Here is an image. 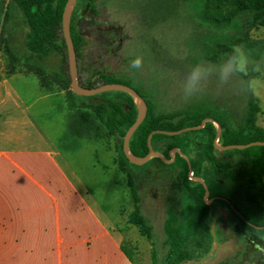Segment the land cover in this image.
<instances>
[{
    "label": "trees",
    "instance_id": "16d2710c",
    "mask_svg": "<svg viewBox=\"0 0 264 264\" xmlns=\"http://www.w3.org/2000/svg\"><path fill=\"white\" fill-rule=\"evenodd\" d=\"M13 1L21 12L23 23L28 27L25 43L29 54L33 56V58L26 57L23 65L37 74L43 85H49L48 73L42 63L51 54L58 53L63 56L67 67L62 68L57 76L63 89H68V86L71 88L68 51L62 25L63 12L68 0ZM80 1L94 2V0ZM171 1L174 4L181 1L189 6L201 26L208 29L195 40L194 64L200 60L218 63L234 45L249 48L252 44L251 32L264 27V0ZM11 7V3L6 4L5 0H0V14L3 15L4 23L9 20ZM71 32L75 39L78 35L75 32L73 16ZM75 48L77 50L78 46L75 45ZM7 52L12 64L21 60L10 45H7ZM105 82L132 87L122 80L110 79ZM134 90L148 104L147 116L130 141L129 149L135 156L145 157L149 153L148 138L153 132L158 130L175 132L198 127L207 118L213 119L222 127V134L218 140L221 146L264 142V129L257 124L259 103L256 98L246 93L243 94L245 104L243 114L237 119L230 107L213 104L190 106L171 112L160 111L151 99L137 89ZM98 97L101 98L99 104L90 103L87 106L93 110L109 133L119 141L120 164L127 172L135 200L139 202V182L149 172V166L152 164L167 173L173 172L180 182L177 195L167 203L164 222L166 236L164 246L167 251L162 257L161 264H183L211 252L215 242L212 222L216 202L225 204L234 218L235 231L248 245L245 255H251L252 259L264 264V146L219 151L215 147L218 128L214 122H206L202 129L186 131L179 135L169 136L159 133L152 135L153 149L163 154L165 158L171 160V152L175 148L190 158L193 175L204 179L210 191L209 199H214L212 205H208L204 198V186L190 179L189 164L181 154L176 153L171 164H165L159 158H153L142 166L131 164L124 154L123 141L127 131L137 119L135 100L124 92H107ZM190 147L198 150L199 161L189 156ZM217 153H221V156ZM204 161L210 164L215 175L214 180L203 177L201 170ZM213 183L240 185L239 195L220 191ZM129 221L139 226L143 236L153 238L148 220L139 208L130 215ZM153 258L156 264L158 260L156 251Z\"/></svg>",
    "mask_w": 264,
    "mask_h": 264
},
{
    "label": "rangeland",
    "instance_id": "374dc122",
    "mask_svg": "<svg viewBox=\"0 0 264 264\" xmlns=\"http://www.w3.org/2000/svg\"><path fill=\"white\" fill-rule=\"evenodd\" d=\"M78 2L79 0L76 4ZM98 2L106 5L112 19L120 21L121 25L125 26L126 34L131 37L124 48L127 60L124 69L129 76L121 77L119 80L128 83L151 99L160 111L171 112L190 106L213 104L230 107L237 119L241 118L245 104L240 84L242 77L239 75L233 76L231 82L222 88L218 86L214 77L210 78L204 89L191 98L184 97L181 92L182 83L190 67L194 65L193 59H196L195 40L208 31L201 26L189 6L181 1L174 4L171 0H98ZM5 3H11L12 7L7 23L3 22V15L0 14V69L4 68L9 73L24 69L30 71L23 65L26 54L29 53L25 43L28 27L23 23L16 3L13 0H5ZM140 14L154 20L160 18V21L153 26H147L141 21ZM251 39V46L244 47L245 50L252 59L264 60V27L253 30ZM7 45L14 49L21 58L20 61L11 63ZM136 55H142L144 58L143 68L139 71L128 67ZM61 58L58 53L51 54L46 62V71L51 85L63 90L60 78L56 75L58 70L67 67L62 55ZM68 87L65 89L70 109L68 119L75 134L69 130L64 107L63 109L56 107L50 111L52 128L49 126V129L105 206L116 227L123 231L125 246L135 264H155L153 258L155 251L158 259L156 264H161L162 257L167 251L164 246L167 203L177 195L180 187L176 174L167 173L155 164L150 165L149 172L139 182L137 202L127 172L120 164L119 141L87 106L91 100L85 96H75L70 86ZM257 101L260 106L257 124L264 129V99ZM63 103L60 102L62 106ZM188 154L195 161L200 160V154L194 147L188 149ZM217 154L221 156V153ZM201 173L206 179L215 178L210 164L206 161L202 163ZM213 185L220 191L239 195L240 185L230 183ZM137 208L148 220L152 239L143 236L139 226L129 221L130 215ZM234 226V218L227 206L219 202L214 203L212 227L215 242L211 252L183 264H260L258 260L252 259L251 255H245L248 245L235 231Z\"/></svg>",
    "mask_w": 264,
    "mask_h": 264
},
{
    "label": "crops",
    "instance_id": "0c3cea01",
    "mask_svg": "<svg viewBox=\"0 0 264 264\" xmlns=\"http://www.w3.org/2000/svg\"><path fill=\"white\" fill-rule=\"evenodd\" d=\"M66 96L34 72L0 69V264H135L49 129L50 111L64 107L74 132Z\"/></svg>",
    "mask_w": 264,
    "mask_h": 264
},
{
    "label": "flooded vegetation",
    "instance_id": "af4514ba",
    "mask_svg": "<svg viewBox=\"0 0 264 264\" xmlns=\"http://www.w3.org/2000/svg\"><path fill=\"white\" fill-rule=\"evenodd\" d=\"M140 19L147 26H153L160 21V18L154 20L141 14ZM73 20L78 35L73 41L78 46L76 53L79 84L86 88H95L107 84V80L128 77L124 69L127 61L124 48L131 37L126 34L125 26L120 21L112 19L106 5L100 4L98 0L93 3L80 1L74 7ZM60 72L58 70L56 75ZM100 95L91 96V103L99 104Z\"/></svg>",
    "mask_w": 264,
    "mask_h": 264
},
{
    "label": "water",
    "instance_id": "95a60500",
    "mask_svg": "<svg viewBox=\"0 0 264 264\" xmlns=\"http://www.w3.org/2000/svg\"><path fill=\"white\" fill-rule=\"evenodd\" d=\"M76 1L77 0H68V2L66 3V6H65L64 12H63V20H62L63 35H64V39H65L67 51H68L69 72H70V77H71V89H72V91L78 96H85V97L100 95V94L107 93V92H124V93H127L130 96H132L135 100L138 115H137V119H136L135 123L129 128V130L127 131V133L124 137L123 150H124V154H125L126 158L129 160V162L131 164L137 165V166L145 165L146 163H148L153 158H159L165 164H171L175 159V154L176 153L181 154L187 160V162L189 164L190 179L193 181L199 182L204 186V188H205V197H204L205 201L208 205H212L214 199H209V196H210L209 188H208V186H207V184L203 178L196 177L193 175L190 158L187 155L182 154L178 148H175L171 152V160L165 158L163 156V154H161L160 152H156L153 149L152 135L155 133L166 134L169 136L179 135V134L186 132V131L202 129L206 122H214L218 128L217 138L215 141V147L219 151L233 150V149L243 150V149H246V148L251 147V146H264V142H253V143L246 144V145L221 146L218 143V140L222 134V127L217 122H215L213 119L207 118L198 127L185 128V129L178 130L175 132H168V131H162V130L155 131L148 138V146L150 149L149 153L145 157H139V156L133 155L129 149L130 141H131V138L133 137L134 133L138 129V127L141 125V123L144 121V119L147 116L148 104H147L146 100L136 90H134L133 88H131L129 86L123 85V84H118V83L104 84V85H101V86H98L95 88H86V87H83L79 84V80H78L79 68H78V61H77V53H76V48H75L73 37H72V32H71L72 16H73V11H74ZM212 230H213V227H212Z\"/></svg>",
    "mask_w": 264,
    "mask_h": 264
},
{
    "label": "clouds",
    "instance_id": "9594fccd",
    "mask_svg": "<svg viewBox=\"0 0 264 264\" xmlns=\"http://www.w3.org/2000/svg\"><path fill=\"white\" fill-rule=\"evenodd\" d=\"M144 58L136 55L129 62V69L139 71L143 68ZM239 75L241 90L253 98L264 99V60L251 58L243 45H234L229 53L218 63L200 60L190 67L181 86L186 98L200 93L210 78H215L219 87L228 85L233 76Z\"/></svg>",
    "mask_w": 264,
    "mask_h": 264
}]
</instances>
